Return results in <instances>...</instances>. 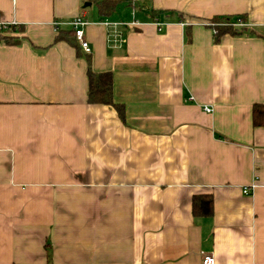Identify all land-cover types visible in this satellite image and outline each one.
Wrapping results in <instances>:
<instances>
[{"label": "crops", "instance_id": "1", "mask_svg": "<svg viewBox=\"0 0 264 264\" xmlns=\"http://www.w3.org/2000/svg\"><path fill=\"white\" fill-rule=\"evenodd\" d=\"M237 14L255 34L216 41L212 18ZM78 15L90 53L56 40ZM0 17L18 22L0 33L18 38L0 37V264H264V0H0ZM89 58L123 116L88 102Z\"/></svg>", "mask_w": 264, "mask_h": 264}, {"label": "trees", "instance_id": "2", "mask_svg": "<svg viewBox=\"0 0 264 264\" xmlns=\"http://www.w3.org/2000/svg\"><path fill=\"white\" fill-rule=\"evenodd\" d=\"M215 23V40L219 41L222 36L230 34L233 36L243 34H255L253 28L248 27L245 15H223L212 18ZM4 41L10 44H16L18 38L14 36H0ZM56 40H66L69 43L78 46L75 41V32L73 30L64 34L59 33ZM88 102L90 104H102L114 106L123 116V106L114 100V80L110 71H95L92 67L91 58L88 59ZM252 119L254 126H264V104H256L253 107ZM192 210L194 216L210 217L214 213V200L211 194L195 195L192 201Z\"/></svg>", "mask_w": 264, "mask_h": 264}, {"label": "built area", "instance_id": "3", "mask_svg": "<svg viewBox=\"0 0 264 264\" xmlns=\"http://www.w3.org/2000/svg\"><path fill=\"white\" fill-rule=\"evenodd\" d=\"M61 24H62L61 21H58V20L53 21V26H54L56 31L57 30L59 31ZM69 24L72 27V30L75 32V38L79 42L82 49L86 53H90L91 47H90L88 41L85 39L84 29H83V27L87 24V21L83 18L82 15H78L77 17L73 18L69 22ZM106 24H109V23L106 22ZM17 25H18V22L16 20L5 21L0 17V33H3L5 31L9 30L12 27H16ZM205 110L207 112L212 111L211 107H205ZM250 191H251L250 188H248V187L244 188V193L247 194ZM202 262H203V264H216V260H215L214 255L208 254V253L203 254Z\"/></svg>", "mask_w": 264, "mask_h": 264}]
</instances>
